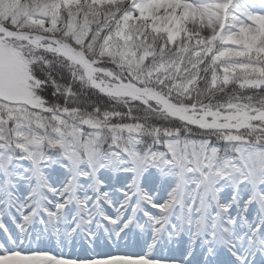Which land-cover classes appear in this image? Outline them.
I'll return each instance as SVG.
<instances>
[{"label": "snow or ice", "instance_id": "1", "mask_svg": "<svg viewBox=\"0 0 264 264\" xmlns=\"http://www.w3.org/2000/svg\"><path fill=\"white\" fill-rule=\"evenodd\" d=\"M0 264H264V0H0Z\"/></svg>", "mask_w": 264, "mask_h": 264}]
</instances>
